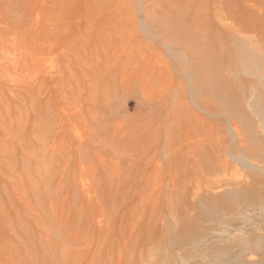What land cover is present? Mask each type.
<instances>
[{"label":"rangeland","instance_id":"obj_1","mask_svg":"<svg viewBox=\"0 0 264 264\" xmlns=\"http://www.w3.org/2000/svg\"><path fill=\"white\" fill-rule=\"evenodd\" d=\"M263 150L264 0H0V264H235Z\"/></svg>","mask_w":264,"mask_h":264},{"label":"bare ground","instance_id":"obj_2","mask_svg":"<svg viewBox=\"0 0 264 264\" xmlns=\"http://www.w3.org/2000/svg\"><path fill=\"white\" fill-rule=\"evenodd\" d=\"M261 159L262 162L264 164V150L261 153ZM263 170H264V166H263ZM257 207V206H256ZM238 235V234H237ZM233 236V235H232ZM253 236V235H252ZM252 236H249L250 239ZM261 236V235H258ZM256 237V236H255ZM254 238V237H253ZM259 238V237H257ZM230 239V238H229ZM249 238L247 239L246 236H233V244L232 247H230L229 249L227 248V250H231V249H235L237 254L235 257H237L235 259V261L238 263V260L240 261L238 264H264V252L262 253L263 256V260L259 262V260L255 261L252 260L251 258H253L254 254L256 253V251L261 248L264 247V235L261 236V238L259 240H254L256 238H254L253 240H250ZM229 241V240H228ZM230 243V242H229ZM225 246V245H224ZM223 247V246H222ZM257 248V250H256ZM224 249V248H223ZM217 250V249H216ZM222 250V249H221ZM256 250V251H255ZM218 251V250H217ZM217 251H215L217 253ZM226 251V249H225ZM231 252V251H230ZM226 253V252H225ZM229 253V252H228ZM218 254V253H217ZM224 254V253H223ZM233 257V256H232ZM240 258V259H238ZM244 258H248L247 260H244ZM233 259V258H232ZM232 261V263L237 264L235 261ZM229 264V263H228Z\"/></svg>","mask_w":264,"mask_h":264}]
</instances>
